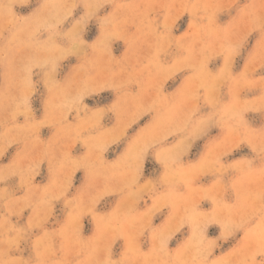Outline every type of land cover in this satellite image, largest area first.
<instances>
[{
  "label": "rangeland",
  "instance_id": "rangeland-1",
  "mask_svg": "<svg viewBox=\"0 0 264 264\" xmlns=\"http://www.w3.org/2000/svg\"><path fill=\"white\" fill-rule=\"evenodd\" d=\"M0 264H264V0H0Z\"/></svg>",
  "mask_w": 264,
  "mask_h": 264
}]
</instances>
